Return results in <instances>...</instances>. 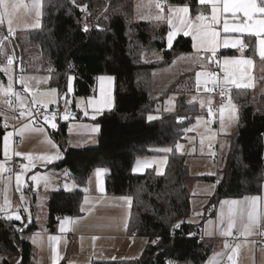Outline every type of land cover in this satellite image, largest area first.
Here are the masks:
<instances>
[{
  "label": "trees",
  "instance_id": "obj_1",
  "mask_svg": "<svg viewBox=\"0 0 264 264\" xmlns=\"http://www.w3.org/2000/svg\"><path fill=\"white\" fill-rule=\"evenodd\" d=\"M77 2L89 5L90 15L86 20L84 13L70 0H40L39 27L11 41L18 60L17 73L25 71V50L36 48L41 58L50 64L44 73L48 75L49 86L57 89L58 97L67 91L70 75L74 77L72 101L76 97H92L99 76L114 79L113 108L94 120L82 118L73 102L69 105L76 120L90 121L99 126L94 147L67 148L66 124L59 120L57 132H50L49 129L62 151L61 160L50 168L67 169L78 188L72 192L50 194L47 228L53 232L58 219L81 214L84 196L81 189L89 176L102 168L105 170L107 195L132 197L128 233L147 238L148 244L135 259L92 260L90 264H166L167 261L173 264H204L213 247L201 238L198 227L187 222L191 196L185 181L189 168L186 156L175 150L176 145L184 141L186 128L202 113L197 103H187L181 96L175 100L171 111L161 107L169 95L175 94V85L158 95H154L152 90L153 71L169 66L184 53H190L191 40L178 37L168 49L165 43L168 28L134 21L129 10L131 0ZM168 2L170 5L189 3L193 6L191 12L196 11V0ZM85 23L88 31L83 30ZM152 51L161 52L162 59L144 61L143 54ZM246 55L252 56L251 48ZM3 63L4 59L0 57V66ZM262 93L264 89L258 95L249 89L230 91L237 120L233 130L225 136L226 153L220 162V158L217 161L215 176L200 178L216 185L209 201L211 206L220 200L258 195L261 191L264 184ZM150 115L156 118L149 120ZM3 125L0 117V160L3 136L8 130ZM163 149L172 151L165 152ZM149 156L166 157L163 174L157 175L153 169L142 174L133 172L135 161ZM181 220L184 223L173 232L171 226ZM17 226L20 222L0 219V264H14L16 260H20L21 264H31L32 247L22 235L33 232L35 226L28 225L22 234L13 231ZM157 237H160V243L152 245L151 241ZM58 264L68 263L61 261Z\"/></svg>",
  "mask_w": 264,
  "mask_h": 264
},
{
  "label": "snow or ice",
  "instance_id": "obj_2",
  "mask_svg": "<svg viewBox=\"0 0 264 264\" xmlns=\"http://www.w3.org/2000/svg\"><path fill=\"white\" fill-rule=\"evenodd\" d=\"M70 3L78 8L85 15V20L90 15L88 12V4H80L77 0H70ZM150 7L156 8L158 11L154 17L155 20H165L171 26V29L167 33L166 37V46L168 49H171L174 43L175 38L182 32L185 36H191L194 44L193 47L196 49L197 54L201 53L203 50L204 53L209 55L206 57L209 62L215 63L223 71V77L219 76L215 71H203L196 74V84L197 90L201 84L204 85L205 92H211L213 89L208 87V84H212L215 87L219 88V95L222 99L227 97V105H230L233 110L236 106L232 104L231 97L229 95L231 88L234 86L237 89L240 88H254L255 87V77L249 74V69L254 66V58L258 57L261 65H264V0H196V15L194 19L190 18V13L192 11V5L185 3L183 5H167V13L165 16V3L162 0H150ZM21 7L28 10L38 9L40 7V0H32L31 5L25 4L24 0H0V26H7V35L0 36V57L6 61L2 66H0V71H2L8 77V84L5 87L0 83V94L8 97L15 96L16 101L19 103L20 111L19 118H27L30 121L36 120L37 116L42 115L43 121L45 124L49 125L51 129L56 130L58 128L56 121L57 116L60 114L57 110L52 112L50 115L41 112L40 108H37V104H41L42 108L47 110L49 104L57 103L58 92L56 88H50L47 91L39 92L38 95L41 97L40 100L37 99V93H33L31 105L26 107L25 98L21 93L16 92L13 88V76L11 75V68L16 59L15 53L9 54L7 49L4 47V42L10 40L14 37L15 31L12 27L13 17L15 16L18 9ZM206 10H208L206 12ZM107 7L105 8V12ZM37 23L32 25L33 27H39V17L41 13L37 10L35 12ZM173 20H177L179 23L174 24ZM222 25V32L217 30L218 26ZM84 31H88L87 23L84 24ZM223 33V35H222ZM247 37V39L245 38ZM223 49H235L239 55L232 56H223L222 59L219 57V50ZM249 48L252 49V56L246 55V50ZM182 58V57H181ZM203 59V57H201ZM71 67V65H69ZM22 71V70H21ZM261 71L264 72V67L261 68ZM203 78V79H202ZM36 79L35 77H19V83L24 85V92L29 91L27 85V80ZM49 78H40L36 80L37 84L47 83ZM100 94L101 100L89 99L87 101L88 105L93 106L94 112H99L100 108L96 107L98 104L105 103L104 95V82L111 81L113 77L111 76H100ZM260 79L264 80V76ZM73 76H68L67 79V91L59 95V99L64 101V114L62 119L68 120L71 115L68 106L73 102L68 97L73 93ZM264 94V93H262ZM196 100V97L192 98ZM9 107L12 106V100L9 99L6 101ZM171 103V101L169 102ZM201 108L205 107V101L200 100ZM80 105L77 103V108ZM26 108V110H24ZM225 105H221L218 109L219 115V124L220 130L223 131L226 128L225 118H224ZM84 115L88 116L89 111L87 107L83 109ZM216 110L213 108V102L211 99L207 101V115L209 119L205 120L206 125H211L215 117ZM16 119L17 117H13ZM93 120L96 118L95 115L91 117ZM156 117L149 116L148 119L152 120ZM183 119V118H178ZM200 117L197 118L198 122ZM230 119H235V117H230ZM4 128H8L7 117H5ZM26 128L27 125H24ZM95 130V129H93ZM37 132H44L43 126L36 128ZM209 131H211L209 129ZM13 133L6 132L3 136V155L5 160L0 162V173L9 171L6 167V164L10 157L8 156V141L9 137ZM211 139V136L209 137ZM46 142L55 149L54 154L52 155H39L33 157L32 154L21 153L15 151L14 155L17 157L23 156L24 159L28 160L29 163L21 164L22 173H16V191L20 193V205L15 211L10 212L11 201L6 195V189H4L5 196L3 203H0V213H3L4 219L7 221H17L20 222V225L13 228L14 232L23 233L28 225L32 222L31 214L25 217L21 214V209L24 212H28V208L25 206L26 197L24 196L23 189L21 187V175L23 173L29 172L32 168L35 167L34 160L43 161L45 163H52L54 160L61 159L59 146L52 141L50 138ZM203 143V141H201ZM177 148H180L181 145L177 144ZM165 152L172 151V149H163ZM215 156V153H211ZM153 162L151 161H137V168L134 171L139 170L141 167H150ZM101 169H97L96 173L99 176ZM160 174V173H158ZM3 179V177H0ZM31 181L35 184H39L41 181L44 182L45 187L48 184V177L43 176L39 173L34 174L30 177ZM8 180L11 181V176L8 177ZM219 183V180L217 181ZM215 187V186H213ZM65 188H68V185H65ZM103 192V188L100 189ZM119 201H123L125 204L131 207V196H121L117 198ZM261 197L252 196L244 197L243 201L240 200H225L221 202L222 211H221V223L227 221V226L222 230V234L225 237L233 235V229L236 228L240 236L247 237L254 235H264V228L261 227L258 214L256 212L257 201ZM87 202V201H85ZM227 205V212L223 211V206ZM250 206V207H249ZM81 211H84L81 208ZM199 215V213H197ZM70 219V218H66ZM25 220L27 222H25ZM184 221H178L171 226L172 231L179 229ZM125 228H127V223H125ZM60 231H66L63 222H61ZM189 235H192L189 233ZM33 242H36L35 236L32 238ZM59 237H49V240L58 241ZM93 241L98 239V237L93 236ZM160 243V237H157L155 240L151 241L152 245H158ZM255 244V241H252ZM241 247L240 244H236L235 247H232L229 243L225 242V248L231 249V254L228 255V260L233 261V257L237 254V250ZM53 262L58 259V256H53ZM115 259V257H113ZM17 264H21L20 260H17ZM166 264H173L172 261H167ZM233 264L235 262L233 261Z\"/></svg>",
  "mask_w": 264,
  "mask_h": 264
},
{
  "label": "crops",
  "instance_id": "obj_3",
  "mask_svg": "<svg viewBox=\"0 0 264 264\" xmlns=\"http://www.w3.org/2000/svg\"><path fill=\"white\" fill-rule=\"evenodd\" d=\"M149 3H150V0H131V5L129 6L130 8L129 10H130L132 19L138 17V19H135L134 21L151 22L156 26L164 25L169 30L171 26L167 23L166 19L160 20V21H157L154 19L158 10L154 7H150ZM207 11L208 10H206V12ZM164 15L165 16L168 15L167 7H165ZM173 23L178 24L179 22L177 20H173ZM218 30L222 32V25L218 26ZM3 35H6V32L4 29H3ZM178 37L188 38L185 35H179ZM245 38L247 39V37ZM4 47L7 49L9 54L14 52L10 41L6 40L4 42ZM220 51L222 54H224V53H227L226 51H228V53H231L236 50L221 48ZM247 51L248 50H246V52ZM254 61L260 63L258 57L254 58ZM4 63H6V61H4ZM208 64H211V62L208 61ZM13 65L11 68V75L13 76V88L16 92H19L22 94V96L25 98V102H28L31 105L33 93H37V96H38L39 92L47 91L51 88L49 86V80L47 81V83L37 84L36 83L37 79L45 78V77L48 78V75L45 74L44 71L29 70L27 63H26L25 71L22 73V76L26 78L35 77L36 79L27 80L29 91L24 92V85L21 84L18 87L15 84L14 79L15 77L18 78L19 74L17 73L18 69L16 70L15 66L13 69ZM1 73H2L3 78L0 79V83H2L6 87L8 84V77L2 71ZM185 75L190 76V73L187 72ZM98 78L96 80L95 94L92 97L83 98L85 100H78L77 97L73 99L75 110L80 112V115L82 116V118L92 120L91 117L93 115L97 117L101 113L109 111L113 108L114 79H112L110 82L109 81L104 82L105 95L103 99L105 103L96 105V107L100 108L99 112H94L93 106L87 104V101L89 99H95L98 101L101 100L100 81ZM232 89L234 88H231V90ZM71 96L72 94H70L69 99H71ZM40 99L41 97L38 98V100ZM77 103H79L80 105L79 108H77ZM49 105H53V104H49ZM15 106L17 108L16 100H14V109L12 110L11 115H13V111L14 113H17L18 115V109L16 110ZM214 106L215 105H213V107ZM85 107H87L89 111L88 116L84 115L83 109ZM225 107H228V105L226 104ZM206 111H207V107L205 105L203 114L208 116ZM235 111H236V108H235ZM230 117L231 116H228L226 113H224L225 125H226L225 130L221 131L220 124L218 126L219 128L218 138L220 141H221L220 137L222 135L225 137L232 131V126L230 124L231 123ZM1 118L4 123L5 118L3 117ZM196 121L197 120H195L192 125H194ZM7 122H8V129H9V125L14 126L13 135L17 134L19 130H21L19 133L23 135L24 131H26L27 129V128H24V126H22L19 123L14 124L13 119L12 120L7 119ZM19 122H21V119L19 120ZM60 123L66 124L67 135L65 138V146L67 148L81 149V148H87V147H94L96 145V138L99 132L98 125L90 121L76 120L74 116H71L67 122L60 121ZM71 123L73 124L75 123L78 126H74L70 128L69 124ZM35 129L36 128L33 129V132L35 134L40 136L39 133H43V132H37L35 131ZM185 131L188 132V130H185ZM185 135L186 134H184V136ZM70 138L75 139V140L69 141ZM32 142H34L33 139H32ZM66 142L68 145H66ZM29 144L30 143H27V145ZM12 145H13V150L15 148L22 147L20 140H19V144L17 145H15L12 140ZM219 147L220 146L218 145V149ZM175 150L177 153L185 156V152L184 153L179 152V148L175 147ZM20 152L22 153L21 150ZM52 154H54V152L49 155H52ZM60 155L62 158L61 149H60ZM149 157H158V158L163 159L161 162L158 161L157 163H154L151 168H148V169H153L157 175L163 174L166 163H167L166 157L164 156H149ZM149 157L139 158L135 161V163L137 161L147 159ZM21 158H23V156L15 158L19 163L21 162L20 165L28 163L26 159L23 160ZM216 159L218 161V158ZM60 160L61 159L54 160L52 163L43 162L37 167L38 168L37 170L39 171H48L47 173H49V171H55L54 172L56 173L55 175H60V174L62 175L57 182V189H50L48 187L46 191L45 199L43 197V199L45 200L43 202V210L41 211V214L43 215V217L42 216L39 217V215L37 214L36 196L35 197L33 196L32 200H29L28 202L26 201L25 206L28 208V212H24L21 209V214L23 216L25 214L28 215V213L31 214L32 222L29 225L35 226V230L33 232L26 234L28 235L27 240L30 242L31 247H32L31 264H54L53 259H52L54 255L58 256V259L55 261V264H58L61 261H66L68 264H90L92 260H118V259L137 258L141 254L143 249L146 247V245L148 244V239L145 237H139L134 234L128 233L127 228H125V223L128 224L131 207L129 208V206L125 204L123 201H119L117 199L118 197H112L106 194L105 170L102 168H98L102 170L99 176H97V173H96L97 169H96L89 176L87 182L84 184V186L81 189L84 193L83 201L80 207L81 214L78 217H74L70 219H66V218L58 219L57 224L55 226V230L53 232L49 231V229L47 228V202H48L50 194L53 192H57V191L72 192L78 188L76 183L71 178L67 169L50 168V166L55 165ZM217 161H216V164H218ZM7 163H10V162H7ZM148 169H145V170H148ZM16 173H22L21 167H19ZM0 174L2 176H6L3 173H0ZM26 174L27 172L21 175V181L23 182V184H26V182H28ZM12 177L14 180H16L15 175H12ZM66 184L68 185L69 189L64 187ZM213 186L215 187H211L208 194L203 195V197L206 198V201H205L206 203H203L204 204L203 211L206 214L205 216L206 221L204 222V227L202 228L200 227L201 229L198 226L199 235L201 236V238L204 241L211 243L213 247V251L211 255L209 256V258L204 264H209L211 257L213 255L216 256L217 252L221 251L219 249H224L225 242L232 245V247H235L236 244L241 245V247L237 250V254L235 255L236 257L235 264H237V261L238 263L242 262L244 264H252L253 258H254L255 264H257L258 252L259 253L262 252V255H261L262 263L261 264H264V235L249 236L247 237V239H245V237L240 236L237 232V229L234 228L233 235L229 237H225L222 234V230L226 228L227 221L225 220L224 223H221V211H222L221 202L222 201H225V200L243 201L244 197L259 196L261 197V199L257 201L256 212L258 214L260 225L262 228H264V184L262 185L261 191L258 195L243 196L240 198H228V199L220 200L211 206L208 203L210 201L209 199H211L215 193V189H216L215 183H213ZM29 188H31V186H29ZM101 188H103V192L100 191ZM31 193L33 194V192ZM197 196L201 197V195H197ZM227 207H228L227 205L223 206V211L225 213L227 212ZM81 208H83L84 211H81ZM16 209L9 208L10 212L15 211ZM1 214L4 215L3 213ZM61 222H63L64 227L66 229V231L64 232L60 231ZM39 231H41V235L44 238L42 241V247L44 250H35V245L33 241L30 240L31 236L36 235V233ZM93 236L98 237V239L93 241L92 239ZM49 237H59L60 239L58 241H52V240H49ZM252 241H255V244H253ZM252 253L254 254V256H252ZM113 257H115V259H113ZM225 264H232V263L227 261Z\"/></svg>",
  "mask_w": 264,
  "mask_h": 264
},
{
  "label": "rangeland",
  "instance_id": "obj_4",
  "mask_svg": "<svg viewBox=\"0 0 264 264\" xmlns=\"http://www.w3.org/2000/svg\"><path fill=\"white\" fill-rule=\"evenodd\" d=\"M24 3L31 5L32 0H24ZM40 6H41V3H40ZM37 10L41 13V7H39L38 9H33L31 11L23 7L18 9L15 16L13 17L14 22L12 25L15 31V35L14 37L10 38V42L14 41L18 37H21L22 34L25 33L26 31L37 28V27L32 26L35 23H37V18L35 15V12ZM195 15H196V11L194 13H190V18L194 19ZM135 19H138V17L134 18L133 20ZM39 25H40V17H39ZM0 27H2L5 30L6 35H7L6 24ZM170 30L172 29L169 28L168 32ZM179 35H183V33L181 32ZM166 37H167V34H166ZM177 37L175 39H177ZM186 37L191 39L192 51L190 53H184L180 55L179 57L175 58L172 61V63L167 67L155 69L152 73V90H153L154 95H158L161 91L168 89L170 86L175 85L176 86L175 94L169 95L161 107L165 111H171L174 107L175 99L181 96L185 99L187 103H197V105L199 106V110L202 113V115L199 116L201 118L199 122L196 118L195 119L197 120L196 123L186 128L188 132L186 131L184 132V134H186L184 136V141L178 143L181 145V147L179 148V152H182V153L185 152V156L187 158L186 162L188 163V168H189V176L187 177L185 181V186L191 195V201H190L191 208H190V214L187 219V222L196 227L199 226V228L200 227L202 228L204 227V222L206 221V217H205L206 214L203 211L204 209L203 203H206L205 202L206 198L203 197V195L209 193L210 188L213 187V183L210 181L201 180L200 178L216 175L217 164H216L215 159L220 158L219 159V162H220L221 158L224 157L226 153L227 142H226V138L223 135L220 137L221 141L219 140L218 138L219 128L213 130L211 128V125H206L204 123V121L209 119V117L203 114L204 108H201L200 106V100L205 101L206 107H207V101L209 99L212 100L213 105H215V102H216V97L212 94V91L205 92L203 84H201L199 86V90H197V84H196V74L198 72L210 71L212 67V64H208V60L206 58L209 54L204 53L203 50H201V53L197 54L196 49L193 47L194 41L192 37L191 36H186ZM220 50H219L218 55L220 56L221 59L225 55L227 56L239 55V53H237L236 51L231 52V53H228V51H226L227 53L222 54ZM25 55H26L25 61L27 63L29 70L47 71L50 68V64L41 58L36 48L28 47L25 50ZM162 57L163 56L161 52H155V51L146 52L143 54V60L146 62L157 61V60L162 59ZM201 57H203V59H201ZM262 67H264V65H261L260 63L254 61V66L251 69H249L250 75L255 77V80H254L255 87L247 88V89L251 90L254 95L260 94L264 89V80L260 79L262 76H264V72L261 71ZM13 69H14V65H13ZM187 72L190 73V76L185 75ZM22 73L23 72L19 74L18 78L15 77L14 79L15 84L18 87L21 85L19 83V77L22 75ZM221 73L222 75H224L222 70H221ZM208 87L212 89L213 85L208 84ZM230 87L237 89L234 86H230ZM240 89H245V88H240ZM193 97H196L197 99L193 100L192 99ZM11 98H14V100H16L15 96L8 97V96H4L0 94V116L3 118L7 117V119H11V120L13 119L14 124L19 123L22 126L27 125L26 127L27 129L26 131H24L23 135L19 133L21 131L19 130L17 134L15 135L12 134V136L9 137L8 156L10 157V159L8 160V162H11L13 158H17V156L14 155L15 151L20 152L21 150L22 153H25V154L30 153L33 155V157L44 155V154L49 155L55 152V149H52L51 145H49L46 142V140L49 138L52 141L54 140L52 137H50L52 135H49L51 133H48L49 129L46 127L42 116H37V120L41 121L40 124H35V121H30L27 118H20L21 122L15 120L13 118L14 111H13V115H11L12 110L14 109V103L12 104V107H9L8 103H6V101ZM38 98H40L39 95L37 96V99ZM77 98L78 100H85L81 97H77ZM170 101L171 103H169ZM25 103H26V107L30 106L28 102H25ZM17 109H18V117H19V111L21 109H20L18 102H17L16 110ZM24 110H26V108ZM224 113H226L228 116L235 117V119H231V123H230L232 126V130H233L234 125L237 120L236 111L233 110L230 105H228V107H225ZM217 115H218V121H219V113ZM57 125L59 126L58 121H57ZM41 126H43L44 128V132L39 133L40 134L39 136L33 132V129L41 127ZM74 126H78V125H76L75 123L69 124L70 128ZM13 127H14L13 125H9V129L7 128L8 130L6 132L13 133ZM209 129L211 131H209ZM53 131L57 132L58 128ZM50 132L52 131L50 130ZM210 136H211V139H209ZM15 137L20 140L22 147L15 148L13 150L12 140H14ZM32 139L34 140V142H32ZM71 140L74 141L75 139L70 138L69 141ZM201 141H203V143H201ZM26 142L30 144L27 145ZM66 145H68L67 142H66ZM218 145L220 146L219 149H218ZM211 153H215V156H213ZM21 159L25 160L24 158H21ZM4 160H5V157L2 152V160L0 162H3ZM145 160L151 161L153 163L151 164L150 167H141L139 170L134 171V169L137 168V162H136L133 168L134 173L142 174L146 171L145 169L151 168L154 163H157L158 161L161 162L163 159L158 158V157H149L147 159H143L140 161H145ZM34 163H35V167L32 168L31 171L27 172L28 175L26 174L28 182H26V184H23V182L21 181V187L22 189H24L23 192H24V196L26 197L27 202L29 200H32L33 196L34 197L36 196L37 214L39 215V217L40 216L43 217V215L41 214V211L43 210V202L45 201L44 199L46 197V191L48 187L50 189H57V182L62 175L61 174L55 175L56 174L54 173L55 171H49V173H47L48 171H39L37 170L38 169L37 167L41 163H43V161L34 160ZM37 173L48 177L47 187H45V184L43 181H41L38 185L31 181L30 177ZM9 176H11V181L8 180ZM0 177H3V179H0V203H3L4 201V196H5L4 189H6L7 190L6 195L8 199L11 201L10 208L16 209L21 203L20 193L16 191V180L13 179L12 175L2 176L0 174ZM29 186H31V188H29ZM31 192H33V194ZM197 195H201V197H198ZM197 213H199V215H197ZM25 215L27 216V214ZM27 236L28 235H22V237L26 240L28 239ZM34 236L36 238V242L35 243L33 242L35 245V250H44L42 247V241L44 238L41 235V231L37 232L36 235H32L30 240L33 241L32 238ZM219 250L221 251H218L216 256L213 255L211 257L209 264H222L223 259H226V261H229L227 257L229 254H231V249L224 247V249H219ZM261 255H262V252L261 253L258 252L257 264L262 263ZM252 256H254L253 253H252ZM233 261L236 262L235 256L233 257ZM233 261H229V262L233 264ZM14 264H17V260L14 262ZM237 264H244V263L242 262L238 263L237 261ZM252 264H255L254 258H253Z\"/></svg>",
  "mask_w": 264,
  "mask_h": 264
},
{
  "label": "built area",
  "instance_id": "obj_5",
  "mask_svg": "<svg viewBox=\"0 0 264 264\" xmlns=\"http://www.w3.org/2000/svg\"><path fill=\"white\" fill-rule=\"evenodd\" d=\"M162 2L165 3V5H166L165 7H167V5H170L169 2H168V0H162ZM8 41H10V40H8ZM13 64H14L16 70H17V66H18V60H17V58L14 60V63ZM211 64H212V67H211L210 71H215V72H217V74L219 76L223 77V75L221 73V70H220V67H218L215 63H212L211 62ZM212 89H213L212 94L216 97V104L213 107L214 110H216V115L213 118L214 122L211 124V126H212L213 129H218V126H219L218 115H217L219 113L218 109H219V107L222 104L226 106V104H227V97L224 98V99H222L220 97V95H219V88L218 87L213 86ZM229 95H230V93H229ZM11 100H12V103H14V98H11ZM36 107L37 108H40L42 113L49 114V115L52 112H56L58 110L60 114L57 116L56 121H58V120L60 121L61 115L64 114V101H63V99H59V97H58L57 104L48 105V108H47L46 112L42 108L41 104H37ZM68 108H69V106H68ZM40 116H42V115H40ZM14 117H17L15 120H17V121L20 120V118L18 117L17 113H14ZM34 121H35V124H40V122H41V121L37 120V118ZM13 143L15 145L19 144L18 138L15 137L14 140H13ZM216 161H217V159H216ZM6 167L9 169V171L4 172L3 174H5V175H15L16 172L18 171L19 167H20V164H19V162L15 158H13V160L10 163H7L6 164ZM2 217H3V215L0 213V219L3 220V221L6 220V219H4ZM25 222H27V221L25 220ZM20 226H22V225H20ZM16 233L17 234H22V233H19V232H16ZM201 240L202 239H199V241H201ZM226 262H227L226 259H223L222 260V264H225Z\"/></svg>",
  "mask_w": 264,
  "mask_h": 264
},
{
  "label": "water",
  "instance_id": "obj_6",
  "mask_svg": "<svg viewBox=\"0 0 264 264\" xmlns=\"http://www.w3.org/2000/svg\"><path fill=\"white\" fill-rule=\"evenodd\" d=\"M69 111H70V113H71V115L69 116V119H70V117L72 116V109L71 108H69ZM62 116H63V114L61 115V118H60V121L61 122H67L68 120H64V119H62ZM56 123H57V121H55ZM46 125V127L48 128V129H50V130H53V129H51V127L49 126V125H47V124H45ZM263 148H264V139H263ZM263 157H264V149H263Z\"/></svg>",
  "mask_w": 264,
  "mask_h": 264
}]
</instances>
